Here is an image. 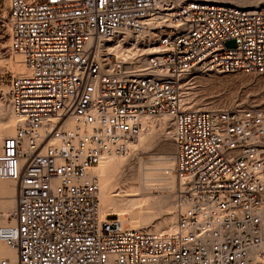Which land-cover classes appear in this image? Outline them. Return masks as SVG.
Returning a JSON list of instances; mask_svg holds the SVG:
<instances>
[{
    "label": "built area",
    "instance_id": "2783aa9c",
    "mask_svg": "<svg viewBox=\"0 0 264 264\" xmlns=\"http://www.w3.org/2000/svg\"><path fill=\"white\" fill-rule=\"evenodd\" d=\"M3 2L22 72L8 90L15 130L0 142V181L15 185L0 244L15 258L0 264H264V107L200 109L185 91L198 73L264 75V4ZM132 38L142 69L97 56L96 43ZM161 115L179 209L153 233L100 214L92 170L128 155Z\"/></svg>",
    "mask_w": 264,
    "mask_h": 264
},
{
    "label": "rangeland",
    "instance_id": "374dc122",
    "mask_svg": "<svg viewBox=\"0 0 264 264\" xmlns=\"http://www.w3.org/2000/svg\"><path fill=\"white\" fill-rule=\"evenodd\" d=\"M175 1L182 3L202 0ZM225 2L236 7L264 4V0H226ZM236 2L239 5H236ZM3 3L6 5V0ZM4 11L3 8L0 13V127L4 122H8L12 129L2 139L10 136L15 126L8 101L9 83L13 76H17L22 72L19 57L8 50V30ZM110 41L105 39L101 41V44L111 43ZM123 46H127L125 40ZM225 47L228 49L233 48V41L226 42ZM106 52L111 51H104L102 54ZM111 53L117 56L123 55H120L118 50H113ZM128 53L131 54L130 50ZM191 81L185 91L187 98L189 97L190 102L197 108L222 110L234 107H264V75L246 76L206 72L194 75ZM161 119L162 121L165 119L167 125L162 126ZM148 123L149 126L144 129L134 146L131 147L128 155L106 158L121 162V167L115 174L112 188L108 189V192L114 193V191L122 192L136 189L141 183L140 186L143 190L140 192L146 197L151 196L150 199H157V205L155 206H153V203H148L146 198L142 200L140 205L136 206L138 208L137 226L140 227V230L145 231H148L146 228L151 229L154 225H161L166 220L171 224H175L176 213L179 209L178 181L173 176L165 175V170L168 167L160 165L161 160H157L162 156H172L170 120L166 116L163 118L157 116L152 120L150 119ZM170 161L172 162V160ZM107 214H110L111 218H119L116 212ZM126 226H131L130 220L127 221Z\"/></svg>",
    "mask_w": 264,
    "mask_h": 264
},
{
    "label": "bare ground",
    "instance_id": "6f19581e",
    "mask_svg": "<svg viewBox=\"0 0 264 264\" xmlns=\"http://www.w3.org/2000/svg\"><path fill=\"white\" fill-rule=\"evenodd\" d=\"M202 1H206V2L218 1L223 4H229L228 2H225L226 0H209V1L202 0ZM236 5H239V3L236 2ZM248 7H256V6H248ZM115 40L114 39L111 40L110 41L111 43H104V44H101V42L96 43L94 47L96 49L97 56H99L104 51L113 52V50L117 49L120 52V55L123 54L124 57H127L129 61L132 62V66L134 68L142 69L145 65V57L140 55L139 57L134 58L133 54L138 46L134 43L133 38L130 40L127 46H123L119 40H116V41ZM129 50L131 54L128 53ZM188 98H186V100ZM163 117H165V115H161V118ZM149 121L150 119L144 122V129L149 126V123H148ZM160 122L162 126L167 125V122L165 121V119L163 121L161 119ZM14 125L16 126L15 118H14ZM15 126H14V130H15ZM11 129H12V126L8 122H4L1 125L0 142L3 136L8 135L11 132ZM157 160H161V163H159L160 165H164L168 167L165 170V175L173 176L171 172L169 171L172 168V162L170 161L172 160L171 156L170 157L167 155L162 156L161 158L159 157V159ZM120 167H121V162H117L115 160H110V159L105 158V159H101L98 165L92 170V174L97 179V183L99 187V192H98L99 212L101 215L107 214L109 212H112V213L116 212L119 216L117 220L123 227H127L126 223L128 220H130L131 222L130 228L140 229V227L137 226L138 208L136 206L140 205V203L142 202L144 198H146V201L148 203H153V206H155L157 205V199L156 198L150 199L151 196L146 197L144 194H142L140 192L141 190H143V188L140 186L141 183L139 184V187L136 189L122 191V192L114 191V193L108 192V189L112 188L115 174ZM99 184L102 187L101 190H100ZM14 196H15L14 182L1 181L0 182V201L2 203L0 204V218L7 217L9 212L13 209L14 202H15ZM174 227H175V224H171L167 222L166 220L163 223H161V225H154L151 229L146 228V230H148V232H153V233H165V232H168L169 230H172ZM0 257H9L11 260H13L15 258L14 250H12L11 248H7L4 245L0 244Z\"/></svg>",
    "mask_w": 264,
    "mask_h": 264
}]
</instances>
